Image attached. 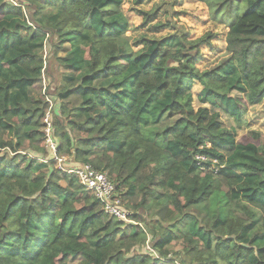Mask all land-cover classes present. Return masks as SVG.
Instances as JSON below:
<instances>
[{
  "label": "trees",
  "instance_id": "1",
  "mask_svg": "<svg viewBox=\"0 0 264 264\" xmlns=\"http://www.w3.org/2000/svg\"><path fill=\"white\" fill-rule=\"evenodd\" d=\"M198 1L228 29L223 67L196 68L210 34L188 40L176 31L140 41L136 52L120 46L128 30L123 0H20L33 12L31 26L23 4L0 0V264H70L76 256V264H178L166 260L175 242L182 264H264V135L236 139L249 107L264 99V0ZM49 35L54 55L70 45L57 58L68 73L50 113L57 156L106 172L127 209L158 218L145 231L104 214L73 176L47 162L49 106L33 88ZM193 82L209 109L194 111ZM221 115L235 127H224ZM166 118L175 121L161 133L146 130ZM196 156L206 160L198 165ZM213 163L216 174L208 171ZM215 176L229 187L228 203L208 225L191 210L216 191ZM185 220V231L172 228ZM148 235L152 253L133 256Z\"/></svg>",
  "mask_w": 264,
  "mask_h": 264
},
{
  "label": "rangeland",
  "instance_id": "2",
  "mask_svg": "<svg viewBox=\"0 0 264 264\" xmlns=\"http://www.w3.org/2000/svg\"><path fill=\"white\" fill-rule=\"evenodd\" d=\"M8 5L17 6L23 4L20 0H5ZM23 4V10L25 14V19L28 25H35L33 23V12L31 9ZM121 12L125 16L128 22V30L117 40L118 44L124 47L129 52H136L142 48V40H161L174 34L176 31H186L188 40H195L204 35H212L210 44L201 45L198 53V62L196 68L199 71L212 70L218 67H223L230 59V55L226 51V33L228 29L225 25H219L215 23L208 11V8L198 0H123L122 6L120 7ZM152 13L154 16L146 20L145 15ZM162 26L159 28L157 26ZM57 44V39L54 35H49L48 41L43 50L44 60L46 61L44 65V70L42 72L40 82L33 88V93L38 97L45 99L48 106H50L53 113V108L57 106V102L54 100L55 96L62 89V84L64 81V75L67 74V70L64 69L57 58H62L70 50V45L65 43L63 47L54 55V45ZM102 79V77L100 78ZM192 92V107L196 111L199 107H204L200 105L196 100V95L198 93V86L196 82H193L191 89ZM233 96L242 97L241 94L234 92ZM205 107H208L207 105ZM209 109V107H208ZM51 118V117H50ZM221 121L224 127L232 128L235 127L234 122L226 116L221 115ZM175 121V118H166L161 125L149 126L147 131L150 133H161L166 127L171 126ZM257 132L264 135V99L259 105L249 107L248 112L242 118V125L240 129L236 130V139H239L242 135L249 132ZM0 152V155H3ZM61 162L51 161L54 167L59 169H64L66 166L75 165L71 158L63 157ZM66 164V166H65ZM213 163L208 168L209 172H216L219 167ZM215 189L216 191L212 194L210 199L197 207V210L191 212L193 214L197 213L200 215V220L203 224H210L213 213L221 206H226L228 203L225 197L226 191L229 190L228 185L222 177L215 176ZM160 192H158L159 195ZM124 207L127 209V203L123 197ZM158 202H162V199H158ZM230 209L238 216H242V212L237 208V206L232 203ZM130 211L132 214L139 215L143 218L144 222H139L143 225L152 223L158 218H151L149 214L145 213L143 210ZM173 219V217H172ZM171 219V220H172ZM170 221V220H169ZM190 220H185L180 223L174 230L185 231ZM129 226H126L128 229ZM214 244V243H213ZM153 241L152 236L148 235L146 243L134 250L131 254L136 255H146L152 253ZM168 253L167 261H176L178 264H182L179 259L182 257V246L180 242H175L166 247ZM81 260L79 256L70 257L69 263L76 264ZM163 262H167L165 259H161ZM192 258L186 259V263L193 264L190 262Z\"/></svg>",
  "mask_w": 264,
  "mask_h": 264
},
{
  "label": "built area",
  "instance_id": "3",
  "mask_svg": "<svg viewBox=\"0 0 264 264\" xmlns=\"http://www.w3.org/2000/svg\"><path fill=\"white\" fill-rule=\"evenodd\" d=\"M50 113L51 108L49 106L47 114L43 119L42 132L44 134V143L52 155V160L61 162L64 158L57 156L58 143L53 137ZM196 160L199 161L198 165H200L206 159L202 156H196ZM61 170L73 176L94 197L104 214L124 223L126 226H137L145 231L142 224L131 218L133 214L124 207L122 197L116 190V185L106 172L98 171L86 163L75 164L73 166L68 165Z\"/></svg>",
  "mask_w": 264,
  "mask_h": 264
},
{
  "label": "crops",
  "instance_id": "4",
  "mask_svg": "<svg viewBox=\"0 0 264 264\" xmlns=\"http://www.w3.org/2000/svg\"><path fill=\"white\" fill-rule=\"evenodd\" d=\"M197 86H198V93L196 95V100H197V96L199 95L200 91L202 90V87L196 82ZM199 103V102H198ZM200 104V103H199ZM200 105H204V107L206 106L205 104H200ZM208 106V105H207ZM208 108V107H205Z\"/></svg>",
  "mask_w": 264,
  "mask_h": 264
}]
</instances>
